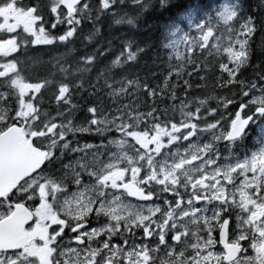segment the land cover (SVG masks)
<instances>
[{"label":"snow or ice","instance_id":"6c2138e0","mask_svg":"<svg viewBox=\"0 0 264 264\" xmlns=\"http://www.w3.org/2000/svg\"><path fill=\"white\" fill-rule=\"evenodd\" d=\"M156 3L0 0V264H264V0L176 12L155 88L129 72L150 50L131 37L69 47ZM46 46L64 51L29 54ZM141 92L171 108L141 110Z\"/></svg>","mask_w":264,"mask_h":264},{"label":"trees","instance_id":"16d2710c","mask_svg":"<svg viewBox=\"0 0 264 264\" xmlns=\"http://www.w3.org/2000/svg\"><path fill=\"white\" fill-rule=\"evenodd\" d=\"M221 0H170L171 5L173 7L166 11L159 7L158 0L156 3V9L149 10L147 13L143 14L139 20V26L135 29H130L127 25H112L111 20L108 17L102 18V21L98 27L101 28V32L99 37L94 40L92 43H88L83 39V34H86L91 29V25L85 24L83 33L77 37V39L69 45V47L74 48L77 52L83 54L85 51L94 52L97 48H101L108 45V42H112V46L114 49H118L121 39H127L131 37L136 42H138L142 47H146V49H150L147 51L146 55H142L139 63L136 64L133 68L129 69V72L136 76L138 75L142 81L147 82L152 87H157V85L162 86L164 76L167 68V50H163L160 47L161 34L163 31V26L169 21L170 18L174 16V14L188 4H199L205 8H211L218 5ZM117 11H120L118 8ZM261 37L258 33L255 38V44L253 47L255 48V55L252 58V62L254 65L261 64L264 57L261 56L260 45ZM63 47H40L36 52H32L30 50V55H39L42 56L45 60H48L49 57L55 56L60 52H63ZM24 57H22L23 59ZM105 63L107 60L104 61ZM258 69L248 68L244 72V77L248 79L256 78V72ZM153 72L156 73L155 77L153 76ZM187 78V77H186ZM173 83H176L175 78H173ZM199 82L198 80H193V88L195 89V84ZM214 82V76H210L208 83L211 85ZM181 85L180 89H177L178 95L183 98V81L179 82ZM203 83V82H200ZM221 95H230L231 92L228 90H218ZM206 94L204 90H194L192 95H204ZM86 96L87 93H84ZM51 98V92H45L44 94V103L47 105ZM76 101L78 103L83 104V101L80 100V94L76 95ZM137 102L141 105V110H147L149 106H158V107H169L171 108L170 101H162L159 97L156 98V103L153 105V101L151 98L146 97V95L141 92L139 94V98ZM54 106V101H52ZM176 104H179V100L176 101ZM215 102H213V106ZM80 117H83L84 113L81 111L78 113ZM171 115V111L169 112ZM179 119V115L176 116ZM88 142L98 143V138L87 137ZM84 141V139H81ZM239 151H242L240 149Z\"/></svg>","mask_w":264,"mask_h":264},{"label":"rangeland","instance_id":"374dc122","mask_svg":"<svg viewBox=\"0 0 264 264\" xmlns=\"http://www.w3.org/2000/svg\"><path fill=\"white\" fill-rule=\"evenodd\" d=\"M255 134V130H253V135ZM84 141L83 140H81V143H83ZM221 148L223 149V146H221ZM242 152V151H241ZM69 159H71V154L69 155ZM66 163L68 162V160H66L65 161ZM211 213L209 212V215H210Z\"/></svg>","mask_w":264,"mask_h":264},{"label":"flooded vegetation","instance_id":"af4514ba","mask_svg":"<svg viewBox=\"0 0 264 264\" xmlns=\"http://www.w3.org/2000/svg\"><path fill=\"white\" fill-rule=\"evenodd\" d=\"M127 8H128V7L126 6V7L124 8V10H127ZM21 58H22V57H21Z\"/></svg>","mask_w":264,"mask_h":264},{"label":"bare ground","instance_id":"6f19581e","mask_svg":"<svg viewBox=\"0 0 264 264\" xmlns=\"http://www.w3.org/2000/svg\"><path fill=\"white\" fill-rule=\"evenodd\" d=\"M254 79V78H253Z\"/></svg>","mask_w":264,"mask_h":264}]
</instances>
